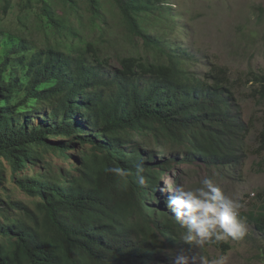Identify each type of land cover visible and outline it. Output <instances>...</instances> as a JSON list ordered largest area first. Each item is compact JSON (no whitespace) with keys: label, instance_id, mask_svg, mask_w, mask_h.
Wrapping results in <instances>:
<instances>
[{"label":"trees","instance_id":"trees-1","mask_svg":"<svg viewBox=\"0 0 264 264\" xmlns=\"http://www.w3.org/2000/svg\"><path fill=\"white\" fill-rule=\"evenodd\" d=\"M3 1L9 14L12 0ZM24 1L28 14L42 4L44 29L62 39L48 36L39 49L34 40L0 34V264H169L165 252L189 245L166 199L155 196L159 178L195 160L211 171L240 165L251 127L241 119L237 86L264 106V72L232 78L209 62L202 75L191 71L182 47L142 28L148 16L169 12L165 0H113L144 49L118 68L96 41L76 42L78 31L59 15L61 4L77 12L78 0ZM87 1L103 20L101 0ZM256 143L264 152V114ZM172 148L179 154L170 155ZM114 166L128 171L127 184L106 171ZM9 184L32 206L13 199ZM261 202L256 228L264 233V196Z\"/></svg>","mask_w":264,"mask_h":264},{"label":"rangeland","instance_id":"rangeland-1","mask_svg":"<svg viewBox=\"0 0 264 264\" xmlns=\"http://www.w3.org/2000/svg\"><path fill=\"white\" fill-rule=\"evenodd\" d=\"M78 1L77 12L71 6L63 4L58 9L59 15L65 17L67 23L78 31L80 36L75 38L76 42L79 39L96 41L101 52L110 57L113 68L119 67L121 58L144 55L141 41H133L125 30L113 0H101L103 20L93 17L87 0ZM24 2L12 0L13 8L9 14H5V3L0 1V34L34 40L39 49L47 44L48 36L55 43L57 39H62L61 36H53L51 32L48 34L44 29L39 17L42 4L36 5L31 11L28 10V14L24 11ZM165 3L170 5V13L165 12L157 20L151 15L148 16V22L142 28L173 47H182L192 61L187 65L191 71L202 75L209 62L226 67L232 78L249 70L264 72V17L258 15V9L264 8V0H165ZM25 17L29 27L27 29L22 27L21 22ZM149 21L153 23L150 24ZM95 24L103 28V34L99 31L94 35ZM237 87H240L236 99L241 119L251 127V132L245 140L240 165L221 172L211 171L197 160L192 164H175L169 173L170 176H160L155 196L168 201L175 194L177 186L188 189L199 186V181L205 176L212 177L226 194L242 205L241 217L247 234L242 240L229 238L222 242L224 246L219 248L193 243L182 249L167 251L165 257L169 258V264H174L175 257L181 250L190 256H205L209 261L224 256L226 264H264V233L256 228V219L262 213L261 199L264 196V152L259 153L256 136L260 130L264 106L241 95L242 84ZM34 122L37 124L39 121ZM172 149L174 152H170V155L178 153L177 148ZM170 155L165 153L163 156L168 158ZM51 159L59 167H70L68 162L61 159ZM180 159L181 156L178 161ZM9 189L13 199L32 206V200L16 187L9 184Z\"/></svg>","mask_w":264,"mask_h":264},{"label":"clouds","instance_id":"clouds-1","mask_svg":"<svg viewBox=\"0 0 264 264\" xmlns=\"http://www.w3.org/2000/svg\"><path fill=\"white\" fill-rule=\"evenodd\" d=\"M115 177L127 184L128 171L114 166L106 169ZM137 180L140 186L147 184L146 178L140 173L143 166H136ZM166 207L175 214L182 229L185 244L214 245L227 241L242 240L247 229L241 217L242 205L214 182L212 177L205 176L199 186L185 189L177 186L175 194L167 201ZM174 264H226V258L208 260L205 256L188 255L184 250L176 255Z\"/></svg>","mask_w":264,"mask_h":264}]
</instances>
